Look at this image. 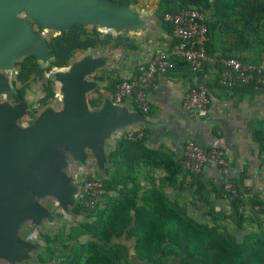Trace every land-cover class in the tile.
Returning <instances> with one entry per match:
<instances>
[{"label": "trees", "instance_id": "16d2710c", "mask_svg": "<svg viewBox=\"0 0 264 264\" xmlns=\"http://www.w3.org/2000/svg\"><path fill=\"white\" fill-rule=\"evenodd\" d=\"M121 1L128 2L132 7L138 3V0ZM188 8L209 14L206 20V53L209 56L217 59L236 58L243 64L264 62V0H158L154 15L166 31L172 32L164 22V15ZM47 38L50 59L46 65L33 56L16 64L14 89L7 93L12 103L25 102L32 80L41 81L50 72L63 71L77 52L100 53L105 49L114 51L118 48L136 50L129 37L93 26L75 24L66 32H50ZM175 64L178 70L186 67L190 71L185 63ZM138 73L139 66L136 68ZM92 78L98 82H105L106 78V90L109 92H114L123 81L108 75ZM53 84L47 80L43 85L44 95L38 101L40 106L48 107L56 99ZM244 89L252 93L264 92V88L254 90L252 84ZM103 98V93L97 88L88 103L96 109ZM37 113L34 109L27 115L33 121ZM143 115L151 116L150 109ZM140 130L145 134L141 140H127L121 133L114 137L108 145L103 174L96 173L97 177L94 178L86 175L85 179L76 180L81 189L85 180L98 179L106 193L94 208L86 207L80 196L78 209L83 222L80 226L70 227L68 236L62 232L55 236L46 233L42 237V244H39L40 252L35 254L36 263L130 264L131 250L122 242L127 238L132 242V253L136 260L145 264H264V218L262 224L258 223L257 231L244 232L243 223L246 220L243 214L236 211L237 217L231 219L237 231L241 230L240 234H243L237 236L226 228L222 230V219L217 215L210 213V222L196 220L153 181L148 187L141 184L142 168L163 171L161 183L170 186L177 183L182 171L191 177L199 174L184 171L180 165L181 158L174 160L166 151L149 149L146 137L150 130L144 127ZM252 139L260 151L264 149V123L253 129ZM89 164L91 167L94 164L92 159ZM81 170L90 172L84 168ZM146 179L150 180L148 177ZM214 190L220 194L221 188L218 191L214 187ZM201 193L199 186L194 194ZM236 201L231 204L237 206ZM258 213L264 217V207ZM82 237H87V240L81 241Z\"/></svg>", "mask_w": 264, "mask_h": 264}, {"label": "water", "instance_id": "95a60500", "mask_svg": "<svg viewBox=\"0 0 264 264\" xmlns=\"http://www.w3.org/2000/svg\"><path fill=\"white\" fill-rule=\"evenodd\" d=\"M75 24L116 34L151 27L126 1L0 0V96L14 89L13 73L22 59L49 62L44 32H66ZM108 64V56L90 51L55 72L61 107L46 108L25 127L16 123L26 101L0 103V264L36 261L40 246L29 239L31 229L43 233L44 224L54 222L50 202L66 215L77 205L80 187L71 174L76 165L90 171L92 159L103 174L108 145L117 134L133 125L156 127L111 97H104L96 109L90 107L87 94L99 86L91 76Z\"/></svg>", "mask_w": 264, "mask_h": 264}, {"label": "crops", "instance_id": "0c3cea01", "mask_svg": "<svg viewBox=\"0 0 264 264\" xmlns=\"http://www.w3.org/2000/svg\"><path fill=\"white\" fill-rule=\"evenodd\" d=\"M140 15L150 21L151 27L133 33H120L126 37L127 34H135L133 37L136 50L118 48L109 52L110 50L105 49L94 54V56L101 54L108 56L109 64L95 72L92 77L108 75L110 78L124 81L136 75V68L148 63L156 51L168 50L175 42L172 33L166 31L157 18H149L146 14ZM143 38L147 43H139ZM130 52L137 54L130 59L131 62L128 60L131 58H128ZM219 75V69L213 65H209L203 73L197 75L186 67L158 75L147 93L151 112V116L147 118L156 127L148 129L141 125H133L125 130H140L141 127L150 130L146 137L147 147L166 151L174 160L181 158L188 141H194L204 147H217L224 151L229 168L228 179L238 189L237 206L223 201L220 194L214 190V187L220 190L223 179L218 174L216 166L211 163L206 164L201 174L196 177H191L182 171L173 186L161 183L163 171L142 168L140 182L144 187H148L153 181L171 200L178 201L184 211L196 220L210 222V213H212L222 219L221 224L226 220L231 226L234 225L231 217H237L236 211H238L243 214L246 222L258 224L264 218L258 213L259 209L264 207V163L259 159L260 150L252 139V131L259 126V121L264 122V92L252 93L246 89L222 88L218 84ZM98 83L103 97L112 98L114 92L106 90L108 80L105 78V82ZM200 85H204L207 89L209 97L207 109L185 111L182 107L184 95L191 88ZM121 105L126 106L130 111H137L130 98ZM199 186L202 188V193L195 195L194 191ZM233 231L236 233V229ZM244 232H252V230L248 227ZM129 242L132 245V242ZM129 262L142 264L135 257H130ZM25 264L37 263L34 261Z\"/></svg>", "mask_w": 264, "mask_h": 264}, {"label": "built area", "instance_id": "2783aa9c", "mask_svg": "<svg viewBox=\"0 0 264 264\" xmlns=\"http://www.w3.org/2000/svg\"><path fill=\"white\" fill-rule=\"evenodd\" d=\"M206 14L195 8H188L177 13L164 15V22L171 27L175 40L168 50H158L152 59L139 65V73L122 81L116 86L112 99L121 104L131 99L137 110L143 114L149 112L147 93L154 85L156 77L177 70L175 62L188 65L194 74L203 73L206 66H219L218 84L220 87L235 90L244 89L252 84L254 90L264 88V62L260 64H243L236 58H220L206 53L208 28ZM209 105L207 89L204 85L191 88L183 97L182 107L185 111H204ZM123 138L131 141L145 137L142 130L127 129L121 132ZM259 159L264 163V149L259 152ZM211 163L217 168L223 182L220 195L225 202L231 203L238 198L237 187L228 179L229 168L224 151L217 147H204L194 141L184 146L180 165L191 174H200L205 165ZM103 184L98 179L85 180L80 189V196L86 207L94 208L105 195Z\"/></svg>", "mask_w": 264, "mask_h": 264}, {"label": "rangeland", "instance_id": "374dc122", "mask_svg": "<svg viewBox=\"0 0 264 264\" xmlns=\"http://www.w3.org/2000/svg\"><path fill=\"white\" fill-rule=\"evenodd\" d=\"M114 1H121V0H114ZM157 5H158V0H138V3L136 5H134L133 8H134L135 11L139 12L140 14H146V15L149 16V18L154 19V18H157L154 15V12L157 9ZM205 16H206V19H207L209 17V14H206ZM20 17L21 18H25V16L23 14H21ZM32 28H33L34 31H38L39 30V27L35 23H32ZM43 34L47 37V36H49L50 32H44ZM134 35L135 34H130V35L127 34V37H129L130 40L133 43H135V38L133 37ZM139 43L143 44V43H147V42L143 38L142 41L139 42ZM109 52H111V51H109ZM92 53L93 54H97L98 52L97 51H92ZM85 55H88V52H77L74 55L72 61H78V60L82 59ZM135 55H137L136 52H133V53L130 52L129 53L128 58L131 57V58L128 59L129 62H131L130 59L134 58ZM54 73L55 72H50V73L46 74L45 78L43 80H41V81H38V80L34 79V80H32L30 82L29 91H28V93L26 95V111L23 114V116L21 117V119L16 123L18 126L25 127V126L29 125L32 122L30 120V118L28 117L27 113L32 111V110H34V109L37 110L38 113L36 114V116H38L46 108L58 109V108L61 107V94H60V91H59L60 90V84L55 80V77L53 75ZM5 74L10 75L9 72H6ZM14 74H15V72L13 73V78H14ZM91 78H92V76H91ZM47 80H51L54 83L53 86H54V88H55V90L57 92V97H56L55 100H53L50 103V105L48 107H42V106H40L38 104V101L44 95L43 94V85L47 82ZM93 95H94V92H91V93L87 94V102ZM9 98L10 97L8 96V94L0 96V103L4 102V103L11 104L12 102L10 101ZM12 104H14V103H12ZM262 123H264V122L259 121V126L258 127H260V125H262ZM76 168H77V166H76ZM76 168L74 167L72 169L71 174H72V177L75 180H77L78 182H79V180L83 179L86 175H90V176H92V178L97 177L96 173L98 174V172H97V169L95 168L94 164L92 165L91 170L88 173L83 172L81 170L80 166H79V168H80L81 171H77ZM78 182H76V184ZM79 197H80V194L78 193V195L75 197L77 205L71 210L69 215H66V214L62 213L61 211H57L55 213V211H56L55 204L53 202H50L48 207L53 211L54 222L53 223H45L44 224V229H43L44 232L43 233L39 232L35 228H32L31 229V233L29 234V239L31 241H33L34 243H36L37 245H39V244L41 245L42 244V237L44 235H46V233L51 234L52 236H55V235H58V234H60L62 232L63 235H67L68 236V234L70 232V227L80 226V224L83 222L84 218L80 214V211L78 209ZM228 223L229 222H226V220L222 223V225H223L222 226V230H225V228H226V229H228V230H230L232 232L233 229L234 230L236 229V235L237 236L243 235V234H240L237 231V227L235 225L229 226ZM260 224H262V222ZM258 226H259V224H252L251 222L248 223V222L245 221L243 223V229L246 230V228L249 227L250 230H252V232L253 231H257L259 229ZM63 227H64V229H62ZM29 228H31V227H29ZM233 232H235V231H233ZM86 239H87V237H82L80 240L84 241ZM124 243H126L128 245L129 249L131 250V257L134 258L135 256L132 253V245L130 244L129 240L128 239H124ZM142 264H145V263H142Z\"/></svg>", "mask_w": 264, "mask_h": 264}, {"label": "flooded vegetation", "instance_id": "af4514ba", "mask_svg": "<svg viewBox=\"0 0 264 264\" xmlns=\"http://www.w3.org/2000/svg\"><path fill=\"white\" fill-rule=\"evenodd\" d=\"M76 166H77V165H76ZM76 166H75V168H76ZM81 168H82V167H81ZM76 169H77L78 171H81L80 168H79V166H77ZM54 211H55V210H54ZM57 211H59V210L56 209L55 213H56Z\"/></svg>", "mask_w": 264, "mask_h": 264}]
</instances>
